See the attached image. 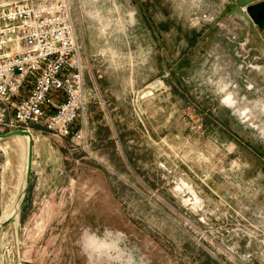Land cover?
Returning a JSON list of instances; mask_svg holds the SVG:
<instances>
[{
    "label": "rangeland",
    "instance_id": "374dc122",
    "mask_svg": "<svg viewBox=\"0 0 264 264\" xmlns=\"http://www.w3.org/2000/svg\"><path fill=\"white\" fill-rule=\"evenodd\" d=\"M69 1L85 140L0 125V264H264L262 0Z\"/></svg>",
    "mask_w": 264,
    "mask_h": 264
},
{
    "label": "built area",
    "instance_id": "2783aa9c",
    "mask_svg": "<svg viewBox=\"0 0 264 264\" xmlns=\"http://www.w3.org/2000/svg\"><path fill=\"white\" fill-rule=\"evenodd\" d=\"M85 67L69 0L0 5V125H40L80 144L86 114Z\"/></svg>",
    "mask_w": 264,
    "mask_h": 264
},
{
    "label": "bare ground",
    "instance_id": "6f19581e",
    "mask_svg": "<svg viewBox=\"0 0 264 264\" xmlns=\"http://www.w3.org/2000/svg\"><path fill=\"white\" fill-rule=\"evenodd\" d=\"M224 103H226L227 104V106H229V107H236V105H235V99H234V97H233V95H231V94H229L227 97H225L224 98ZM238 111L240 112V114L241 115H245V113H246V111L245 110H241V109H238ZM24 137H26L27 139H28V141H30L31 140V138H32V134H31V132H29L28 130H27V132L24 134ZM26 139V140H27ZM28 167V166H27ZM26 176V175H25ZM25 178V177H24ZM23 181V180H22ZM21 181V182H22ZM25 181V180H24ZM184 182V181H183ZM23 185V184H22ZM19 186V185H18ZM187 189H188V192H190L191 193V197H189L188 198V200H190L191 202H192V204L196 207V206H200V198H199V196L197 195V193L193 190V188L192 187H186ZM192 189V190H191ZM24 191V190H23ZM21 196H23V193L21 194ZM12 197V196H11ZM12 199V198H11ZM17 199V197L15 196L14 198H13V200H11L12 201V204H10V201H9V204L11 205L10 207H9V209L6 211V209H5V213H4V215H3V217H2V219H1V221H0V224L1 223H3V222H5V221H7V220H10V219H15V220H17V211H18V205H20L19 204V202L18 201H20V200H16ZM3 214V213H2Z\"/></svg>",
    "mask_w": 264,
    "mask_h": 264
},
{
    "label": "water",
    "instance_id": "95a60500",
    "mask_svg": "<svg viewBox=\"0 0 264 264\" xmlns=\"http://www.w3.org/2000/svg\"><path fill=\"white\" fill-rule=\"evenodd\" d=\"M246 12L252 22L264 32V0L248 5L246 7ZM27 130H16L12 134H21L24 135Z\"/></svg>",
    "mask_w": 264,
    "mask_h": 264
},
{
    "label": "crops",
    "instance_id": "0c3cea01",
    "mask_svg": "<svg viewBox=\"0 0 264 264\" xmlns=\"http://www.w3.org/2000/svg\"><path fill=\"white\" fill-rule=\"evenodd\" d=\"M78 120H79V119H77V121L75 122V124H74L73 127H72V130H73V131H76V130H78L79 128L82 127V122L79 123ZM87 122H88V125H87V126L89 127V120H87ZM88 127H87V128H88ZM40 128L43 129L42 127H40Z\"/></svg>",
    "mask_w": 264,
    "mask_h": 264
}]
</instances>
